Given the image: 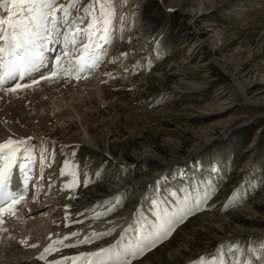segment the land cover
I'll return each mask as SVG.
<instances>
[{
  "label": "rangeland",
  "instance_id": "1",
  "mask_svg": "<svg viewBox=\"0 0 264 264\" xmlns=\"http://www.w3.org/2000/svg\"><path fill=\"white\" fill-rule=\"evenodd\" d=\"M151 1L55 0L57 16L59 5L68 10L59 37L80 31L68 55L50 47L46 68L59 55L77 71L83 45L96 42L100 59L73 79L100 72L107 94L60 126L26 134L20 147H30L34 171L59 200L56 231L128 217L131 229L53 248L42 261L117 250L126 258L122 240L136 245L157 210L188 207L131 264H264V0H154L176 17L163 31L146 15Z\"/></svg>",
  "mask_w": 264,
  "mask_h": 264
},
{
  "label": "bare ground",
  "instance_id": "2",
  "mask_svg": "<svg viewBox=\"0 0 264 264\" xmlns=\"http://www.w3.org/2000/svg\"><path fill=\"white\" fill-rule=\"evenodd\" d=\"M4 18H6V13L0 10V19ZM91 29L88 27V30ZM68 42L67 49L72 46L74 50L73 46L75 45ZM65 43V37H58L49 45V48L53 49L55 47L54 49L58 52L59 49L64 51ZM95 43H90L89 55L85 57L86 60L96 62L100 59L101 53L96 52L98 48ZM0 45H2V42H0ZM92 50L94 53H92ZM45 53L48 58L49 53ZM47 61L49 60L47 59ZM53 65L55 66V62H53ZM68 65L66 64L64 67L68 68ZM43 68L40 71L49 70V67ZM68 69L72 73L71 77L70 75L61 74V78H53L42 82L40 80L38 84H33L29 88L18 89L16 92H9L7 89L10 85L14 86L17 83L31 84L32 78L38 79L40 73H32L23 80L17 76L15 79L8 80L7 83L0 84V143H4L9 138L24 142L26 134L37 135L49 131L50 121L56 122L53 125L55 127L65 123L69 118L79 116L78 108L87 106L90 99L102 101L107 91L106 87L101 84L102 75L100 72L93 74L91 78L88 77L85 80L81 79V81L76 82L73 78L79 72L73 68ZM91 70V67H86L85 72L89 74ZM2 74L3 69L0 68V75ZM244 93L246 94V91ZM81 140L83 143H88L87 136L82 137ZM24 148V150H21L20 147L16 153V163L11 168L9 178L4 181V192L0 193V199L6 200V193L23 192L26 189L25 197L19 203L13 205V212H4L0 215V264H46L41 257H44V254L53 248L80 245L98 233L106 234L119 227L131 229L129 228L131 217H128L123 222L120 219L94 222L72 232L56 231L53 228L54 213L57 210L59 200L53 198L55 193L50 184L47 183L48 181L37 174L40 167H35L34 171V167L31 165L34 157L30 147L26 145ZM2 155L0 153V156ZM21 164L24 165L23 169L20 168ZM3 165L4 161L0 158V169L3 168ZM216 168L219 169L218 166ZM65 183L63 182L64 185L61 191L63 194H69V187ZM262 192V198H264V191ZM64 208L65 210L61 206L60 209L65 213L67 212L65 219H68L71 214L68 213L66 207ZM124 240H122V243H126L125 250L134 245L131 238H127L126 242ZM256 244L259 245L260 243L257 242ZM46 248L49 251L46 252ZM117 253H119L118 250L113 253V256H107L106 258L101 255L95 258L84 255L71 264H94L98 259L104 261V264H116L120 258Z\"/></svg>",
  "mask_w": 264,
  "mask_h": 264
},
{
  "label": "snow or ice",
  "instance_id": "3",
  "mask_svg": "<svg viewBox=\"0 0 264 264\" xmlns=\"http://www.w3.org/2000/svg\"><path fill=\"white\" fill-rule=\"evenodd\" d=\"M0 10L6 13V18L0 19V68L3 74L0 75V84L7 83L8 80L15 79L17 76L23 80L32 73H40L39 78H32V83H17L9 87L7 91L16 92L18 89L29 88L40 80H51L60 74L71 75V71L60 63L61 57H55V66L47 73L40 72L46 67L47 57L45 52L50 51L51 45L60 35L61 24L68 23V10L64 5H59V10H63V16L58 17V6L55 0H0ZM93 27L89 24V29ZM69 30H65V49L63 55H68L67 42L70 39L72 45L76 44V34L80 31L76 29L71 38ZM90 39V34H89ZM90 44H84L83 50L77 58V72H83L85 67H94L95 61L86 60L89 55ZM79 79V75L76 76ZM24 142L9 138L4 143H0V153L3 155L4 165L0 169V193L4 192V181L9 178L12 166L16 163V153ZM23 169L24 165L21 164ZM26 195L23 192H8L6 200L0 199V215L4 212H13V205L19 203ZM7 201V203H6ZM6 205V206H5ZM198 207V205L196 206ZM192 209L188 207H177L171 211L168 208L155 212L156 221L151 228L138 239L136 245L129 246L124 252V257L117 260L116 264H131L132 259L137 258L146 249L154 247L158 241H162L173 230L174 226L183 222ZM264 247V245H262ZM49 251V249H45ZM105 250H101L104 252ZM89 256L99 257L100 253H89ZM43 257H41L42 259ZM94 264H104L102 260H96ZM221 264L223 262L221 261Z\"/></svg>",
  "mask_w": 264,
  "mask_h": 264
},
{
  "label": "trees",
  "instance_id": "4",
  "mask_svg": "<svg viewBox=\"0 0 264 264\" xmlns=\"http://www.w3.org/2000/svg\"><path fill=\"white\" fill-rule=\"evenodd\" d=\"M146 10V15L150 18L152 24L155 26V29L163 31V30H171V26L176 25L177 22L174 19L166 18V15L163 13V10L160 8L159 4L152 0L148 2Z\"/></svg>",
  "mask_w": 264,
  "mask_h": 264
}]
</instances>
